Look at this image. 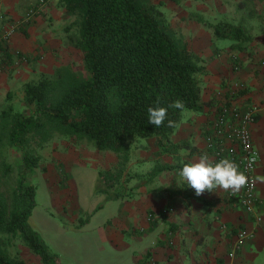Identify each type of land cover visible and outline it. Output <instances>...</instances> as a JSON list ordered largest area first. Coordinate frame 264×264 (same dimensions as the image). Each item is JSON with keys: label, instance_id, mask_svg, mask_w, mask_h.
<instances>
[{"label": "trees", "instance_id": "trees-1", "mask_svg": "<svg viewBox=\"0 0 264 264\" xmlns=\"http://www.w3.org/2000/svg\"><path fill=\"white\" fill-rule=\"evenodd\" d=\"M224 2L231 5L233 0ZM263 2L233 3L230 7L243 16L239 21L202 12H193L189 19L206 27L214 44L228 40L230 50L241 53L254 38L245 16H264ZM59 6L76 18L73 45L82 54L85 71L66 67L56 75L42 73L23 85L29 115L13 112L12 105L7 106L9 113L3 112L12 118L9 137L22 154L24 170L11 206L0 191V264H27L20 244L39 255L43 264H60L30 223L36 190L27 177L39 159L26 143L34 130L49 126L67 138L87 139L126 164L129 139L156 138L161 154L184 148L185 143L172 141L173 134L187 111L199 113L207 105L202 97L205 60L172 27L159 5L151 0H59ZM232 98L227 94L221 102L230 104ZM177 101L183 106L176 107ZM150 107L167 109L161 125L149 124ZM3 141L0 127V145Z\"/></svg>", "mask_w": 264, "mask_h": 264}, {"label": "crops", "instance_id": "crops-1", "mask_svg": "<svg viewBox=\"0 0 264 264\" xmlns=\"http://www.w3.org/2000/svg\"><path fill=\"white\" fill-rule=\"evenodd\" d=\"M224 1L191 0V4L200 5L205 15L215 7L223 16L228 6L242 0H233L231 5ZM36 3L38 0H0V30L13 20L21 19ZM60 10L59 0H46L42 15L16 29L9 45L10 57L21 52L31 59L32 68L23 70L19 79L21 74L0 72L3 100L14 96V89L21 86L20 80L38 72H48L44 65L48 66L47 62L58 52L62 54L70 16H58ZM233 12L238 15V21L243 17L235 9ZM245 17L250 22L262 21ZM170 22L175 30L182 27L178 33L205 60L202 97L207 105L202 112L186 113L173 134L172 141L185 143V146L164 155L169 159L170 178L161 181L163 178H104L108 200L115 202L118 209L115 218L105 224L107 234L111 240L128 247L124 232L136 226L144 231L143 237L136 241L137 247L144 248L136 264H151L152 261L154 264H264V33L254 35L247 50L238 53L230 50L228 40L214 44L210 32L205 33L200 23L190 20L186 13L173 15ZM15 75L17 77L13 78ZM239 91L242 93L238 94ZM227 94L234 97L231 103L254 109L258 115V120L250 127L259 152L256 175L260 202L256 213L262 217L260 222L255 213L247 212L242 205L243 186L237 191L218 186L213 190L205 189L197 196L179 175L184 164L198 162L203 154L213 163L207 134ZM227 147L230 149V143ZM156 150L159 153L158 142ZM149 215L156 220L162 219V224L154 219L151 221ZM240 230L246 231L248 238L236 257L230 258Z\"/></svg>", "mask_w": 264, "mask_h": 264}, {"label": "rangeland", "instance_id": "rangeland-1", "mask_svg": "<svg viewBox=\"0 0 264 264\" xmlns=\"http://www.w3.org/2000/svg\"><path fill=\"white\" fill-rule=\"evenodd\" d=\"M44 1L46 5V0ZM151 1L165 11L169 21L178 13L183 12L190 16L193 12H201L200 5L193 6L191 0ZM44 7L35 17L42 15ZM29 10L21 19L13 20L10 24L18 29L23 24L30 23L31 21L24 22ZM233 10V7L228 6L226 14L222 16L214 7L212 12L207 14L212 18L225 17L236 21L238 15L234 14ZM57 15L69 16L62 8ZM251 17L262 20L248 21L252 34L255 36L263 34L264 16ZM75 20V17L70 16V29L66 35L65 46L61 49L62 54L58 52L55 58L47 62L48 66L44 65L48 72H38L25 80H20L21 86L14 89V96L10 97L9 102L7 98L3 100L0 96V127L4 134V141L0 145V191L9 206L12 204L14 191L24 166L22 154L10 141L12 118L3 115V112L9 113L7 106L12 105L13 112L30 114V108L26 106L24 99L23 85L29 81H37L40 74L56 75L59 69L66 67L76 72L85 71L82 54L73 45L78 33ZM200 25L205 33L210 32ZM176 31H182V27H176ZM186 41L188 42L187 39ZM18 55L26 57L27 62L16 64ZM12 56L10 59L13 65L0 69V72L21 74L13 78H22L23 70L26 72L27 68H32L31 59L21 52ZM188 112L192 111L186 113ZM129 140V160L125 164L124 159L118 158L114 152L99 151L89 140L67 138L49 126L44 130H34L28 135L26 148L32 156L39 159L38 167L27 177L28 182L36 190L35 207L30 223L40 234L49 252L57 256V263L136 264L137 257L144 254V248L136 245V241L143 237L144 232L139 226L124 232L125 244L128 243L130 247L111 240L107 234L105 224L115 218L118 209L115 202L108 200L104 178H163L161 181L170 178V168L159 171V167L170 164L165 154H161L160 151L157 153L156 138ZM153 219L156 220L155 216ZM157 221L162 224V219ZM19 248L27 264H43L39 255L30 252L21 244Z\"/></svg>", "mask_w": 264, "mask_h": 264}, {"label": "built area", "instance_id": "built-area-1", "mask_svg": "<svg viewBox=\"0 0 264 264\" xmlns=\"http://www.w3.org/2000/svg\"><path fill=\"white\" fill-rule=\"evenodd\" d=\"M45 5L44 0H39L24 18V22H30L40 13ZM16 31L15 25L9 24L0 30V69L9 68L11 63L9 45L13 34ZM16 64L26 63L27 58L18 55ZM264 66V61H263ZM257 112L254 109H244L237 104H226L220 102L217 116L209 128L207 134L208 150L212 155L213 164L222 159H229L239 166V170L244 172L248 180L243 185L241 202L245 210L256 214L258 222L262 217L256 213L259 205L257 193L258 181L256 170L259 163V152L254 146L251 125L256 121ZM230 143V149L227 147ZM251 162V163H250ZM153 221V216L149 215ZM248 234L244 230L237 232L236 239L229 253L230 258L236 257L244 246ZM154 264V261L151 262Z\"/></svg>", "mask_w": 264, "mask_h": 264}, {"label": "clouds", "instance_id": "clouds-1", "mask_svg": "<svg viewBox=\"0 0 264 264\" xmlns=\"http://www.w3.org/2000/svg\"><path fill=\"white\" fill-rule=\"evenodd\" d=\"M176 107H182V103L175 102ZM167 115L165 107H150L148 109L149 124L159 126L161 125ZM172 122L169 121V125ZM251 163V162H250ZM179 175L187 185L195 190L199 196L205 189L213 190L222 187L224 189L239 190L247 183V176L244 172L239 170V166L229 159H222L213 164L207 154L200 156L199 161L195 163H186L180 169Z\"/></svg>", "mask_w": 264, "mask_h": 264}]
</instances>
